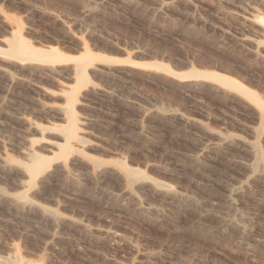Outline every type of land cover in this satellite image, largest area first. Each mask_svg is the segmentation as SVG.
<instances>
[{
    "label": "rangeland",
    "instance_id": "obj_1",
    "mask_svg": "<svg viewBox=\"0 0 264 264\" xmlns=\"http://www.w3.org/2000/svg\"><path fill=\"white\" fill-rule=\"evenodd\" d=\"M14 33L38 59L4 52ZM0 50L1 256L264 264V0H0Z\"/></svg>",
    "mask_w": 264,
    "mask_h": 264
},
{
    "label": "bare ground",
    "instance_id": "obj_2",
    "mask_svg": "<svg viewBox=\"0 0 264 264\" xmlns=\"http://www.w3.org/2000/svg\"><path fill=\"white\" fill-rule=\"evenodd\" d=\"M42 51L47 52L48 54H51V55L54 54V48L53 47H50L48 49H43ZM0 52H1V50H0ZM4 52H6V53H8V54L12 55L13 57L20 59V60L38 59V53H36L35 51H31L23 40H21L20 38H17V35L15 33H14L12 38L7 39V48ZM97 59H99L97 56H95L89 52H87L85 54H80L77 57L78 64L76 66V74H77L80 82H84L87 79V65L89 63H91L93 60H97ZM209 77H212V78L218 80L221 84L229 86L233 89L240 90V91H247V89H245L244 86H242L237 80H235L234 78H231L229 76H226L224 74H219V73L213 72V73L209 74ZM74 104H75L74 103V96L70 93V94H68V97H67V103H66L65 107L63 108V113H64V116L66 118L65 124L59 126V129L62 131V133L64 135V141L59 146V152L62 154L71 151V149H72L71 141H73V140L79 141L80 140V138L78 136L77 123H76V119L74 116ZM220 140H221V138H220ZM231 141L234 142V140H230V142ZM25 153L27 156L30 157V164L27 166L29 171H30L29 172L30 176H31V178H35L36 174L46 166V164L48 162V158L43 156V155L35 153L33 151V149H31V148L27 149ZM258 166H259V164H258ZM163 187L164 186L159 185V187L156 188V191L158 193L162 194L164 196V198L166 197L168 199H171V200L177 202L179 199H182L184 197V196H182L181 193H179L177 191L171 190V189L166 188V187L163 188ZM131 193L132 192H130V194ZM8 201H10L12 203L11 205H14L16 207V209L24 207L26 205V201L22 197H18V196L9 197ZM231 223L233 224L234 222H231ZM234 225L236 227V224H234ZM234 225H233V227H234ZM0 264H34V263L23 259L16 252V249L12 248L11 254H9L8 256H1L0 255Z\"/></svg>",
    "mask_w": 264,
    "mask_h": 264
}]
</instances>
